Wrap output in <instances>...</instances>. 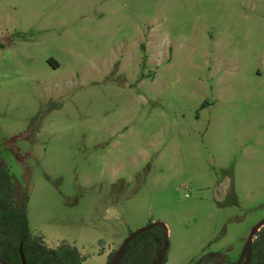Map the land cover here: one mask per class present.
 Listing matches in <instances>:
<instances>
[{
  "label": "rangeland",
  "instance_id": "obj_1",
  "mask_svg": "<svg viewBox=\"0 0 264 264\" xmlns=\"http://www.w3.org/2000/svg\"><path fill=\"white\" fill-rule=\"evenodd\" d=\"M0 160L31 232L106 264L238 259L264 220V0H0ZM1 264V263H0Z\"/></svg>",
  "mask_w": 264,
  "mask_h": 264
},
{
  "label": "trees",
  "instance_id": "obj_2",
  "mask_svg": "<svg viewBox=\"0 0 264 264\" xmlns=\"http://www.w3.org/2000/svg\"><path fill=\"white\" fill-rule=\"evenodd\" d=\"M4 45L0 43V47ZM29 194L22 201L16 196L15 180L8 167L0 160V261L1 264H23L20 249L23 247L27 264H84L87 257L68 242L50 247L42 235L31 232L28 219ZM168 236L167 227L156 224L152 229L138 235L129 245L119 264H156ZM119 250L112 251L109 264ZM223 252H209L195 264H244L247 255L240 261L223 257ZM167 262L165 255L163 264ZM249 264H264V225L256 233L250 251Z\"/></svg>",
  "mask_w": 264,
  "mask_h": 264
},
{
  "label": "water",
  "instance_id": "obj_3",
  "mask_svg": "<svg viewBox=\"0 0 264 264\" xmlns=\"http://www.w3.org/2000/svg\"><path fill=\"white\" fill-rule=\"evenodd\" d=\"M156 224H158V223H151L148 226H145V227H142V228H140V229H138L136 231H133L124 240V242H123L121 248L119 249L117 255L115 256V258L109 264H119L122 261V259L125 257V255H126V253L128 251V248H129L130 243L138 235H140L143 232H146V231L152 229ZM262 225H264V220H262L261 222H259L256 226H254V228L252 229V231L250 233V236H249L248 242H247V248L244 250V252L242 253L241 258H240V261H241L247 255V259L245 260V263L244 264H249V262H250V251H251V248H252V244H253V241H254V237H255L256 233L260 230V227ZM168 247H169V243H168V236H167L166 239H165V244H164L163 249L158 252V258H157L156 264H163L165 255L168 252ZM0 248H1V245H0ZM20 253H21V258H22L23 264H27L26 263L25 254L23 252V247H21ZM0 263H1V261H0Z\"/></svg>",
  "mask_w": 264,
  "mask_h": 264
},
{
  "label": "crops",
  "instance_id": "obj_4",
  "mask_svg": "<svg viewBox=\"0 0 264 264\" xmlns=\"http://www.w3.org/2000/svg\"><path fill=\"white\" fill-rule=\"evenodd\" d=\"M108 256H109V253H106V257H107L106 260H108ZM106 262H107V261H106ZM84 264H86V262H85Z\"/></svg>",
  "mask_w": 264,
  "mask_h": 264
}]
</instances>
